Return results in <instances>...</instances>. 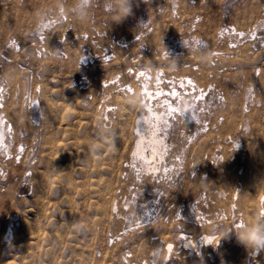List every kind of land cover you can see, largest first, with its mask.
I'll use <instances>...</instances> for the list:
<instances>
[{"label": "rangeland", "instance_id": "374dc122", "mask_svg": "<svg viewBox=\"0 0 264 264\" xmlns=\"http://www.w3.org/2000/svg\"><path fill=\"white\" fill-rule=\"evenodd\" d=\"M108 6L0 0V264H264V0Z\"/></svg>", "mask_w": 264, "mask_h": 264}, {"label": "clouds", "instance_id": "9594fccd", "mask_svg": "<svg viewBox=\"0 0 264 264\" xmlns=\"http://www.w3.org/2000/svg\"><path fill=\"white\" fill-rule=\"evenodd\" d=\"M134 0H109L108 15L111 22L119 24L132 15ZM82 12L86 9L81 8ZM231 230L220 236L218 244L222 239H227ZM236 240L239 244L249 250L250 253L258 255L264 251V217H258L251 223L241 222L240 230L235 232ZM217 244V245H218Z\"/></svg>", "mask_w": 264, "mask_h": 264}, {"label": "bare ground", "instance_id": "6f19581e", "mask_svg": "<svg viewBox=\"0 0 264 264\" xmlns=\"http://www.w3.org/2000/svg\"><path fill=\"white\" fill-rule=\"evenodd\" d=\"M140 72V71H139ZM138 73V72H137ZM139 74V73H138ZM137 74V75H138ZM142 74V73H141ZM140 77V76H139ZM186 81V80H185ZM187 82V81H186ZM147 87V86H146ZM144 88V87H143ZM131 90V89H130ZM142 90V88H141ZM132 91V90H131ZM130 91V92H131ZM141 92V91H140ZM146 92V91H145ZM149 92V91H148ZM147 95V94H146ZM143 103V102H142ZM144 105H147V104H144ZM170 107V106H169ZM143 111V109H142ZM147 112L149 114H156L154 109H151V108H147ZM146 113V112H145ZM141 118V117H140ZM139 118V119H140ZM1 119V118H0ZM138 120V119H137ZM146 120L147 119H144V118H141L139 121H138V124L137 126L140 127V128H145V124H146ZM137 123V122H136ZM148 123V121H147ZM149 125V124H148ZM136 126V127H137ZM137 129V128H136ZM153 129V128H152ZM141 131V129H140ZM137 132V130H136ZM137 134V133H136ZM156 133L155 132H147V135L143 134V133H139L137 135V140L135 141V153L136 154H141L142 157H143V152H144V149L146 146H148V144L150 145V157H153V156H156V155H159L160 153V150H161V147H162V143H161V140L158 139L157 135H155ZM3 135H4V130H3V119L0 120V143H2L3 141ZM261 195V194H260ZM259 197V196H258ZM259 199V198H258ZM260 201V200H259ZM250 202V201H249ZM247 205V204H246ZM260 205V204H259ZM253 206V205H252ZM261 207V206H260ZM262 210V209H261ZM256 211V210H255ZM260 212V211H259ZM262 212V211H261ZM264 212V211H263ZM254 213V212H253ZM249 216V215H248ZM251 218V217H250ZM249 223H251L252 221L249 219L248 220ZM183 234V233H182ZM180 235V234H179ZM183 235H180V237L182 238ZM186 236V235H185ZM184 236V237H185ZM209 237V236H208ZM207 237V239H209ZM187 238V237H186ZM185 242H183V244L185 243V245H190V242L189 241H186V239L184 240ZM233 243V242H232ZM242 246V245H241ZM240 249V248H239ZM241 250V249H240ZM239 250V251H240ZM238 251V250H237ZM190 252H188L189 254ZM248 253V252H247ZM192 254V253H191ZM190 255V254H189ZM252 255V254H251ZM254 255V254H253ZM191 256V255H190ZM248 256V255H247ZM262 262V261H261Z\"/></svg>", "mask_w": 264, "mask_h": 264}, {"label": "snow or ice", "instance_id": "6c2138e0", "mask_svg": "<svg viewBox=\"0 0 264 264\" xmlns=\"http://www.w3.org/2000/svg\"><path fill=\"white\" fill-rule=\"evenodd\" d=\"M172 111H176L175 109H172Z\"/></svg>", "mask_w": 264, "mask_h": 264}]
</instances>
